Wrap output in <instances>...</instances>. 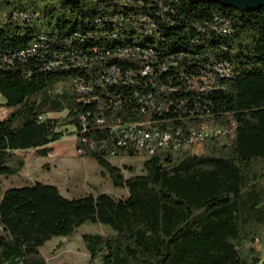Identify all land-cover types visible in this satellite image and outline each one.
<instances>
[{"label": "trees", "instance_id": "trees-1", "mask_svg": "<svg viewBox=\"0 0 264 264\" xmlns=\"http://www.w3.org/2000/svg\"><path fill=\"white\" fill-rule=\"evenodd\" d=\"M202 127L221 134L195 154L183 144ZM141 132L170 139L140 147ZM64 135L126 197L1 193L21 153ZM85 224L111 231L82 236L100 264H264V8L0 0V264H46L41 249Z\"/></svg>", "mask_w": 264, "mask_h": 264}, {"label": "rangeland", "instance_id": "rangeland-1", "mask_svg": "<svg viewBox=\"0 0 264 264\" xmlns=\"http://www.w3.org/2000/svg\"><path fill=\"white\" fill-rule=\"evenodd\" d=\"M65 115L66 112L53 116L62 118ZM67 129L72 130L71 127ZM203 143L200 148L192 149L195 154L202 152ZM51 147L52 153L47 157H40L34 151L21 153L26 158L25 167L17 175L1 179V193L11 188L43 183L55 186L68 199L98 194L126 197L127 192L112 187L107 173L94 161L78 156L74 137L64 135ZM141 162V159L111 160L116 166H132L135 174L142 173ZM85 234L109 235L111 231L102 225L85 224L71 238H53L41 249V256L46 264H100L99 258L91 261L86 252L82 242Z\"/></svg>", "mask_w": 264, "mask_h": 264}, {"label": "built area", "instance_id": "built-area-1", "mask_svg": "<svg viewBox=\"0 0 264 264\" xmlns=\"http://www.w3.org/2000/svg\"><path fill=\"white\" fill-rule=\"evenodd\" d=\"M220 130L211 129L209 127H202L199 131L193 132V135L189 137L187 141L184 142L183 146L192 147V148H200L201 144L207 138H212L214 136L220 135ZM131 137L134 136L131 134ZM157 139L158 143L161 147H166L169 142V136L167 134H157L155 132H141L135 140L138 141V146H143L145 142Z\"/></svg>", "mask_w": 264, "mask_h": 264}, {"label": "water", "instance_id": "water-1", "mask_svg": "<svg viewBox=\"0 0 264 264\" xmlns=\"http://www.w3.org/2000/svg\"><path fill=\"white\" fill-rule=\"evenodd\" d=\"M71 4H77L81 0H62ZM200 2H209L233 8L241 11H255L264 8V0H193Z\"/></svg>", "mask_w": 264, "mask_h": 264}]
</instances>
